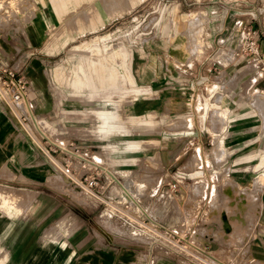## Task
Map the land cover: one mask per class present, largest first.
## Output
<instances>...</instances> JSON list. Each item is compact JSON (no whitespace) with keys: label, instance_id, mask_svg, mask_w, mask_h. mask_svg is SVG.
Segmentation results:
<instances>
[{"label":"rangeland","instance_id":"374dc122","mask_svg":"<svg viewBox=\"0 0 264 264\" xmlns=\"http://www.w3.org/2000/svg\"><path fill=\"white\" fill-rule=\"evenodd\" d=\"M44 1L45 5L41 0H0V64L15 68L26 80L30 111L41 122L47 137L35 130L24 102L14 107L16 117L0 100L1 113L12 124L3 145L10 150L15 145L20 160L14 173L10 161L0 158V193L12 198L18 210L0 199V215L4 218L0 219V227L4 221L10 224L5 235H0V264H62L65 249L77 246V235L82 238L88 226H102L104 216H100L109 205L98 201L100 205L95 206L91 203L94 198L66 183L53 170L46 152L50 141L66 144L70 140L74 145H96L87 148L93 163H111L121 184L120 188L117 183L106 188L112 190L106 195L116 196L114 200L118 202L114 205L121 206L127 200L125 192L134 205L130 208L133 215L134 211L141 214L138 199L147 200L153 214L161 217L165 230L148 223L144 228L148 238H130L131 247L148 246L160 253L176 251L180 264H264L252 263L241 253L246 238L255 237V229L264 231L261 220L259 226V220L246 223L252 214L264 218V173H256L253 168L259 163L258 157L247 160L252 151L259 154L264 145L259 149L257 143L229 142L235 128H220L228 115H219L225 106L230 117L252 110L256 112L252 119L262 116L264 78L254 81L251 74L255 68L248 57L235 56L228 67L218 61L223 50L237 51L243 27L251 24L253 17L264 15V0H136L130 7L127 0H68L60 17L50 0ZM112 10L115 13L109 18L108 11ZM199 12L206 13L204 21L187 20L188 15ZM237 19L244 21L237 23ZM215 24L221 28L214 29ZM201 26L202 49L197 52L196 32ZM223 26L226 30L222 31ZM49 43L52 44L48 46ZM106 45H112L111 51L124 49L133 53L131 70L137 84L147 80L152 93L140 94L133 100L131 87L126 85L127 91H101L94 94L93 100L73 95V89L58 71L74 70L85 57H97L87 52L90 47L101 49L109 57L104 51ZM236 88L240 90L237 95ZM193 89L194 96L190 94ZM213 90L224 94L210 95ZM125 92V100L117 110L128 136L101 140L94 131L98 124L94 116L68 113L95 108L116 110L115 104L104 99L108 95L117 99ZM254 98L260 111L253 104ZM208 100L212 110L208 107L204 111L201 106ZM162 105L167 111H162ZM177 105L194 109L196 125L190 127L185 112L175 111ZM124 140L135 142L138 148L119 155L110 152L106 159H98L102 158V144L113 143L117 151L125 147ZM239 169L244 170L236 179L235 170ZM123 172H130L136 183L147 185L146 197L137 198L123 189ZM164 173L167 175L162 180ZM171 180L178 181L179 191L168 190V186L155 190L159 182L170 184ZM234 189L238 190L233 192ZM209 202L212 205L206 211ZM211 212L216 216L217 228L209 230ZM234 220L239 224H233ZM209 233L214 234V243L207 241ZM167 260L157 255L154 264H170L171 260Z\"/></svg>","mask_w":264,"mask_h":264},{"label":"crops","instance_id":"0c3cea01","mask_svg":"<svg viewBox=\"0 0 264 264\" xmlns=\"http://www.w3.org/2000/svg\"><path fill=\"white\" fill-rule=\"evenodd\" d=\"M67 1L68 0H50V2L53 5L55 13L59 17L63 13V8L67 6ZM135 1L136 0H127L128 7L133 6ZM41 2L44 5L46 4L44 0H41ZM34 11H36V9H34ZM114 13H115L114 10L108 11L107 16L110 18L112 15H114ZM43 14L44 15L42 16V18L44 22L48 24V19L45 16V13ZM205 16H206L205 12L194 13L191 16L188 15L187 20L189 22L197 21V20L198 21L200 20L202 22L205 20ZM253 18L254 19L253 21H251V25L257 30L260 51L264 52V15L262 16L257 15L256 17H253ZM242 20L244 21V19ZM242 20L237 19V23L242 22ZM213 26H214L213 27L214 29L217 26L218 27L220 26L221 28V25L219 24H215ZM203 28L204 27L201 26L200 29L196 32L197 52L202 49V44H200L201 42H200L199 36ZM223 30H226V26L222 27V31ZM208 31L209 33L212 34L210 24H208ZM211 34H209V36H211ZM51 44L52 43H49L48 46H50ZM111 47L112 45H106L104 49V51L106 52V55L109 54V57L104 56L103 51L101 49L97 47H90L87 50V52L91 53L92 55H96L97 57H93V56L85 57L84 61L80 62L74 68V70H71L68 72L58 71V74L60 77H62V80L67 82L69 86L73 89V95L87 96L88 99L93 100L94 94H97L98 92H101V91H109V90L119 91L121 89L127 91L126 85H130L131 87L130 90L133 96L132 97L133 100H135L136 96L140 94L152 93V86L149 82H147V80H145L142 84H139V85L137 84V79L135 78L131 70L133 53L132 52L129 53V51H126L124 49H114L111 51ZM234 52L235 50L233 48H227V50H223L222 52L223 54L218 56L219 57L218 61L224 67H228V65L235 58ZM204 60L206 61V57ZM255 79L256 80L254 81L258 83V81L260 82V80H262L263 78L257 77ZM84 89H88L89 90L88 93H85ZM234 91L237 92L236 93L237 95L240 90L236 88L234 89ZM214 92H218L220 96H223L224 94L222 90H218V91L213 90L210 95H212ZM190 94L194 96L195 90L193 89V92L191 91ZM255 96L256 95H254V97ZM125 97H126V92L122 94L121 96H119L117 99L109 95L104 99L105 101L109 103L115 104L116 110L95 108L91 110L85 109L82 111L73 110V111H68V113L74 114V115L81 114L82 115L81 117H84L85 115L94 116V120L98 123L94 131L97 133V136L101 140H106L112 136H128L129 133L126 129L125 123L122 121V116L117 110V107L122 102V100H125ZM253 104L260 111L261 106L256 104L255 98H254ZM211 105L212 103L208 100L205 104H202L201 108L205 111L208 109V107L211 109ZM193 110L194 109H191L190 105L189 107H186L185 109H182L180 105L179 106L177 105V110L175 111L185 112V115H184L185 118L187 117L188 122H190V127H193L194 124L196 125L195 115H194ZM162 111H167V108L165 107V105H162ZM222 111H226V115H228V119H226L227 121H225L224 122L225 124H223L220 128L227 129L228 127H232V126H234L235 128L229 137V140H230L229 142L234 141V145H239V144H244V143H255V144L257 143L259 149L261 145L262 146L264 145V117H262L264 113H262V116H258V118H256L257 117L256 116L255 119H252L256 115V112L253 110L247 114L246 113L237 114L236 117L229 116L230 110L228 107L223 106ZM219 115L224 117V114H219ZM138 118L140 117L139 116L134 117V118L131 117V119H138ZM221 120H224V118H222ZM239 121H242V123L238 124ZM32 124H34L33 126L35 130H38L41 135L43 136L45 135L43 132V127L41 126V122L37 121L34 118V121L32 122ZM11 127H12V124L6 120V118L3 116V114L0 111V158L1 160L3 159L2 161H5V160L10 161L9 164L11 166V169L15 171L14 173H16L18 171L17 169L20 166V163H19L20 160H19V156H17V153L15 152L16 151L14 149L15 145L12 146L11 150L9 149L8 145H3V143H6L8 140V137L11 133ZM228 130L229 129H227V131ZM187 133H188V136L194 134L192 132H187ZM200 136H202V134H200ZM103 145L104 144H102V148H103ZM112 145L113 143L112 144L108 143V146H112ZM76 146L81 149L87 150L88 146L95 147L96 145H89L85 142H79ZM118 150L116 151L115 148L110 149L109 154L111 152V155H116L117 153L119 155L121 153L127 152L126 150H131V149H128V148L126 149V147H124V148H118ZM244 156L245 155L243 154V156H241L240 159H242ZM256 157H258L259 163L256 164L253 168H255L256 173L257 172L264 173V167H263L264 166V149L259 150V154H257L255 151H252L249 154L247 160L251 161L252 159H255ZM102 158L106 159L103 156ZM120 158H121L120 156L118 157L114 156V159H120ZM110 164L107 162V164H103V166L111 172H116V171H113V169H111L112 167L110 166ZM243 170L242 169L235 170L236 171L235 174H237L235 176L236 179L241 177L240 173H242ZM166 175H167L166 173L162 174L161 179L163 180ZM251 182L253 181H250V183ZM250 183L248 182V184ZM166 184L167 183L165 182L164 183L159 182L155 190L159 191L160 189H162L163 186H166ZM235 190H238V189H234L232 191L234 192ZM109 191H112V190L109 188ZM116 192L118 194V191ZM205 198H206V195L204 196L203 200ZM0 199L6 201L8 203V206H10L11 208L16 206L13 199L10 198L8 195H2L0 193ZM136 200H137L136 205L140 207L141 210H144L145 212H149L153 214V212L149 209V204H147L148 203L147 200H144V201H140L138 199ZM203 200L199 203V208H200V205L203 203ZM91 203L94 204L95 206L100 205L98 204L99 202L96 200L91 201ZM211 205L212 204L209 202V205L206 206L207 208L209 207V209H207L206 211L210 210ZM217 206L219 205L217 204ZM262 206L264 207V203H262ZM169 207L172 208V205L170 204ZM219 207L225 208L222 205ZM199 208L197 210H199ZM16 209H17V206L14 209L17 212L18 210ZM256 209H258V205L256 206ZM232 211L235 212V210H232ZM262 212L263 211H260V213ZM211 214L209 215L210 220L207 225V229L209 230L215 229V226L217 228L216 216L213 214L211 215ZM102 215L100 217H102L103 219ZM153 215L159 222H161V217H158L157 213ZM261 216L260 215L255 216V214L249 215L248 219H246V223L252 224V222L259 220L257 222L259 226L260 220H261L262 223L264 224V218L261 219ZM1 218L4 219L2 215H0V219ZM103 220L104 222L102 221L101 223L102 226H97V228H92V227L90 228L88 226L87 228L88 231L87 233L82 234V238H80L81 237L80 234L77 235V239H76L77 246L75 248L65 249V253H64L65 260L62 264H154L155 258L157 255L166 256L168 260H171L169 261L170 264H180L178 252L171 251L169 253H166L164 251H161L160 253L159 250L157 251L156 249L149 248L148 246H145L144 248L131 247L132 243H131L130 237H127L125 233L117 230L115 228L116 226L114 222L108 221L106 219H103ZM235 221L236 220L232 221V223L234 224ZM0 223H2V221ZM236 223L239 224V221H236ZM9 227H10L9 222L4 221L3 225L0 227V235L4 236ZM254 233H255V237L249 235L246 238L247 241L245 242L244 245L241 246V251H242L241 253L243 254L245 259L247 260L249 259L250 262L252 263L253 262L264 263V231H262L261 228H257L255 229ZM230 237H231V233L228 235L226 239H229ZM214 238H215L214 234L209 233V236L207 237V241L211 240L212 243H214L213 241ZM226 239H223V240H226ZM169 254H171V256H169ZM73 257L75 258L73 259Z\"/></svg>","mask_w":264,"mask_h":264},{"label":"built area","instance_id":"2783aa9c","mask_svg":"<svg viewBox=\"0 0 264 264\" xmlns=\"http://www.w3.org/2000/svg\"><path fill=\"white\" fill-rule=\"evenodd\" d=\"M235 56L239 59L247 57L252 59L255 70L251 75L255 78H264V52L260 51L257 30L249 23L241 30ZM259 73L262 74L259 75ZM255 78L254 80H256ZM0 100L16 117L13 109L15 106L18 107L21 102L28 103L29 109L31 108L29 85L15 68L6 64H0ZM45 138L47 139V137ZM48 145L46 152L50 155L53 170L60 174L66 183L78 189L82 195H89L96 201L108 204L109 208L102 216L104 219L118 224L121 229L119 231L125 233L127 237L135 238L144 235L145 238H148L145 236L147 231H144L148 223H152L159 230H165L162 223L151 213L140 210V215H136L138 211H134L133 215L130 211V208L134 206L131 201L124 200L121 206L113 204L118 202L114 200L116 196L106 195V193H110L106 188L113 183H117L120 187V180L116 172L105 169L102 163H93L86 149L77 147L72 140L66 144L63 141L58 143L50 141ZM76 162L78 165L75 167ZM171 182L166 184L168 190L179 191L178 181L171 180ZM163 233L166 234V231Z\"/></svg>","mask_w":264,"mask_h":264},{"label":"bare ground","instance_id":"6f19581e","mask_svg":"<svg viewBox=\"0 0 264 264\" xmlns=\"http://www.w3.org/2000/svg\"><path fill=\"white\" fill-rule=\"evenodd\" d=\"M25 103V107H26V109H27V106H28V103H26V102H24ZM29 110V107H28V109H27V111ZM222 111V110H221ZM29 114H30V116H31V118H32V122L34 121V118L32 117V114L30 113V110H29ZM219 114H224V115H226L225 114V111H222V112H220ZM228 114V113H227ZM183 121V120H182ZM181 123V122H180ZM183 124V123H182ZM187 124V123H186ZM34 125V124H33ZM183 126V125H182ZM175 127H176V124H175ZM178 128H180V126L178 125L177 126ZM171 128H173V127H171ZM186 134L188 135V133L186 132ZM32 135V134H31ZM192 135H194V134H192ZM45 136V135H44ZM32 137H34L33 135H32ZM38 141V140H37ZM36 142V141H35ZM40 143V142H39ZM41 148V147H40ZM197 156V155H196ZM99 160H101V159H103V158H101V157H99L98 158ZM192 159V158H191ZM264 167V166H263ZM261 186V185H260ZM123 189L125 190V189H127V191H129V193L131 194V195H133V196H135V197H137V198H141V199H143V197L147 194L146 192H147V189H148V187H147V185H144V184H139V183H136V181L132 178V177H126L125 178V180H124V186H123ZM123 194H124V197L127 199V200H129V198H130V196L128 195V194H126L125 192H123ZM146 197V196H145ZM212 214L214 213V212H211ZM211 214V215H212ZM223 221H225V220H223ZM229 227V226H228Z\"/></svg>","mask_w":264,"mask_h":264},{"label":"flooded vegetation","instance_id":"af4514ba","mask_svg":"<svg viewBox=\"0 0 264 264\" xmlns=\"http://www.w3.org/2000/svg\"><path fill=\"white\" fill-rule=\"evenodd\" d=\"M119 137H125V136H119ZM124 142H125L124 144H125L126 149L127 148L128 149H137L138 148V146L132 141L124 140ZM114 145L115 144H113L112 146H108V144H104L103 148H102L101 155L106 158V155L109 153L110 149H114L115 148ZM122 174L125 176V178L126 177H131L130 176V174H131L130 172H123Z\"/></svg>","mask_w":264,"mask_h":264},{"label":"water","instance_id":"95a60500","mask_svg":"<svg viewBox=\"0 0 264 264\" xmlns=\"http://www.w3.org/2000/svg\"><path fill=\"white\" fill-rule=\"evenodd\" d=\"M120 186H121V184H120Z\"/></svg>","mask_w":264,"mask_h":264}]
</instances>
